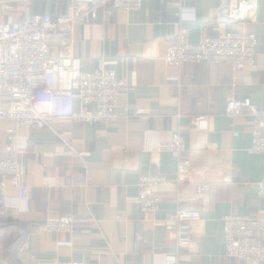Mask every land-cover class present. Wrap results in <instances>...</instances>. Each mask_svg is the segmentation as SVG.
I'll use <instances>...</instances> for the list:
<instances>
[{
	"label": "crops",
	"instance_id": "crops-1",
	"mask_svg": "<svg viewBox=\"0 0 264 264\" xmlns=\"http://www.w3.org/2000/svg\"><path fill=\"white\" fill-rule=\"evenodd\" d=\"M180 2L188 8L185 19L176 13ZM70 4L16 0L5 19L18 22L25 9L56 16ZM257 4L256 21L223 26L256 33L253 66L234 70L201 63L179 71L164 61L170 42L181 30L192 44L212 35L220 0H145L130 10L116 9L110 0L98 2L97 25L74 28L73 53L84 70L94 71L105 60L125 80L119 105L129 113L111 124L56 122L51 128L19 130L27 148L21 163L30 200L26 208L15 186L0 185V264H166L168 254H176L180 264H264L226 256L223 221L227 214L264 218V198L256 187L264 181V157L248 151L252 120L226 114L232 98H250L264 109V0ZM204 115L208 126L202 129L194 119ZM15 125L11 118H0V148ZM176 132L185 137L180 158L191 160L190 181L179 191H160L159 209L144 211L136 200L139 177L175 178L177 160L152 149ZM202 184L211 189L199 193ZM179 207L201 212L191 248L180 247L166 228V218ZM69 214L97 222H79L72 233L41 228Z\"/></svg>",
	"mask_w": 264,
	"mask_h": 264
},
{
	"label": "built area",
	"instance_id": "built-area-1",
	"mask_svg": "<svg viewBox=\"0 0 264 264\" xmlns=\"http://www.w3.org/2000/svg\"><path fill=\"white\" fill-rule=\"evenodd\" d=\"M26 5L27 0H19ZM108 0H71L67 11L53 16L48 12L26 13L18 22L5 19V11L13 10L16 0H0V118H11L16 125L7 129L8 143L0 148V185L12 184L18 190L19 201L29 205L31 186L27 182L21 158L26 147L19 141V130L51 128L56 122L83 124L115 123L129 108L119 105L126 85L105 60L97 69H83L81 58L73 53L74 28L78 24L95 27L98 2ZM145 0H110L116 9H139ZM257 0H220L212 26V35L199 43H190L181 30L170 42L165 64L181 71L188 64H226L234 70L253 66L256 62L258 37L245 30L226 31L223 26L244 20H257ZM177 16L185 19L188 8L178 3ZM67 49L66 51H63ZM229 117L248 116L252 120V144L249 153L264 157V109L250 98H232L226 106ZM146 120L147 116L143 115ZM194 124L207 128L206 116H198ZM154 151H167L177 160L174 179L163 175H142L138 181L137 203L147 212L160 207V191H179L191 178L192 163L181 159L186 150L181 132L171 140L156 141ZM258 195L264 198V181L256 184ZM209 184L197 187L208 192ZM202 219L196 209L179 207L166 218V228L182 248H191L194 224ZM226 256L243 262L264 260V218L242 214L224 216ZM79 222H97L92 216L75 214L51 218L43 230L72 233ZM69 264H88L74 260ZM166 264H180L176 254H168Z\"/></svg>",
	"mask_w": 264,
	"mask_h": 264
}]
</instances>
